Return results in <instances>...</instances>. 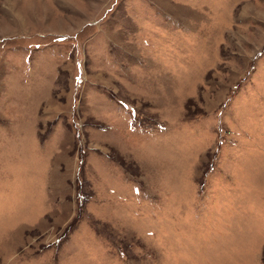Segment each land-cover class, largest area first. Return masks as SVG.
I'll return each instance as SVG.
<instances>
[{"label":"rangeland","instance_id":"rangeland-1","mask_svg":"<svg viewBox=\"0 0 264 264\" xmlns=\"http://www.w3.org/2000/svg\"><path fill=\"white\" fill-rule=\"evenodd\" d=\"M0 264H264V0H0Z\"/></svg>","mask_w":264,"mask_h":264}]
</instances>
